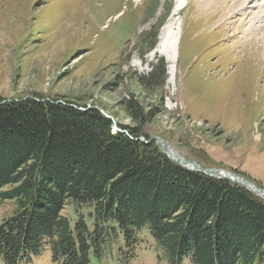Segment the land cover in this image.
<instances>
[{
    "label": "rangeland",
    "instance_id": "rangeland-1",
    "mask_svg": "<svg viewBox=\"0 0 264 264\" xmlns=\"http://www.w3.org/2000/svg\"><path fill=\"white\" fill-rule=\"evenodd\" d=\"M173 6L174 0H0V99L38 96L98 109L114 131L139 126L140 140L159 147L156 139L163 140L189 161L264 189V0L250 1L240 26L231 22L235 12L221 19L227 7L205 10L185 1L174 17L181 32L172 63L151 53ZM161 64L158 87L159 76H148ZM130 101L145 120L132 117ZM12 210L10 201L0 204V224ZM65 215L73 226V205ZM137 237L132 258L118 234L100 257L90 251L89 264H169L157 258L147 227ZM21 264L57 263L45 251Z\"/></svg>",
    "mask_w": 264,
    "mask_h": 264
},
{
    "label": "trees",
    "instance_id": "trees-1",
    "mask_svg": "<svg viewBox=\"0 0 264 264\" xmlns=\"http://www.w3.org/2000/svg\"><path fill=\"white\" fill-rule=\"evenodd\" d=\"M156 76L160 87L163 64L148 80ZM127 105L145 120L136 103ZM118 127L95 108L0 99V204H13L0 224L4 264L45 251L53 263L89 264L90 251L100 257L118 234L132 258L144 227L169 264H264V199L174 162L153 140L139 139V126Z\"/></svg>",
    "mask_w": 264,
    "mask_h": 264
},
{
    "label": "bare ground",
    "instance_id": "bare-ground-1",
    "mask_svg": "<svg viewBox=\"0 0 264 264\" xmlns=\"http://www.w3.org/2000/svg\"><path fill=\"white\" fill-rule=\"evenodd\" d=\"M187 0H174V6L171 10V13L165 22V24L161 27L159 33V40L156 43L153 51L151 54L158 53L161 56H164L168 62H175L177 57V49L179 43V36L181 30L179 29L178 23L176 22L175 15L179 13V11L183 8V5ZM250 1L253 0H197L198 6L204 7L206 9H217V8H226V11L221 14V19L224 17H229L230 15L237 13L239 15L238 19H233L231 22L234 24L238 22L239 26L243 23L242 21L246 18L247 11H244L245 7L250 4ZM229 3L231 5H229ZM228 4V6H227ZM215 11V10H214ZM237 11V12H236ZM233 17V16H232ZM235 17V16H234ZM236 18V17H235ZM253 20V16L250 19ZM230 24V23H229ZM180 30V32H179ZM253 32L246 33V37H253L251 36ZM169 80V79H168ZM170 81V80H169ZM161 144L166 147L167 153L177 162L183 163L188 168H195V164L192 161H189L184 154H182L177 148L174 146L166 143L165 141L161 140ZM218 173L221 176L230 177L236 180L241 179V177L232 174L225 170H218ZM248 188L255 194L264 197V193L250 181L247 182Z\"/></svg>",
    "mask_w": 264,
    "mask_h": 264
},
{
    "label": "water",
    "instance_id": "water-1",
    "mask_svg": "<svg viewBox=\"0 0 264 264\" xmlns=\"http://www.w3.org/2000/svg\"><path fill=\"white\" fill-rule=\"evenodd\" d=\"M115 130H116V131H120V129L117 128V127H115ZM156 142H157L158 145H160V147H161V149L163 150V152L166 153V155H167L171 160H173L174 162L180 164L181 166H183V167H185V168H187V169H190V170L200 171V172H202V173H204V174H207V175H209V176H214V177H216V178H226V179L231 180V181H233V182H235V183H240V184H241L242 186H244L248 191H250L251 193H253V192L248 188V186H247V182H248L249 180H247V179L241 177V179H240V181H239V180H236V179H233V178H230V177L221 176V175L218 173V170H220V169H216V168H207V167H204L203 165H201L200 163H197L196 161H192V162L196 165L195 168H188V167H187L186 165H184L183 163L177 162V161H175L174 159L171 158V156H170V155L167 153V151H166V147H165L163 144H161V140H160V139H156ZM252 183H253V182H252ZM253 184L258 188V190H260V191H262V192L264 193V189H263V188L257 186L255 183H253ZM254 194H255V193H254ZM256 195H257V194H256ZM258 196H259V195H258Z\"/></svg>",
    "mask_w": 264,
    "mask_h": 264
}]
</instances>
